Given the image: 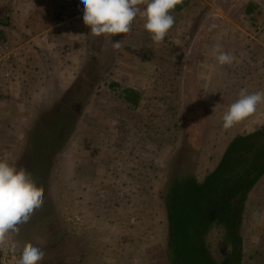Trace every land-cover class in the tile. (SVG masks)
<instances>
[{
  "label": "rangeland",
  "instance_id": "obj_1",
  "mask_svg": "<svg viewBox=\"0 0 264 264\" xmlns=\"http://www.w3.org/2000/svg\"><path fill=\"white\" fill-rule=\"evenodd\" d=\"M183 2L156 43L140 16L126 34L94 37L80 0H0V42L17 48L0 66V158L21 168L28 148L31 178L44 190L43 205L0 245V264H17L29 242L44 251L40 264H172L166 186L184 124L200 132L192 163L198 181L232 139L264 128V103L222 126L241 89L264 91V0ZM216 45L236 57L232 64L216 62ZM49 63L63 69L57 91ZM86 77L92 84L82 103ZM126 87L140 93L135 107L122 98ZM49 94L50 104L43 102ZM75 117L76 133L67 135ZM47 152L53 158L43 178L37 163ZM244 205L239 264H264V174ZM210 236L217 246L216 223Z\"/></svg>",
  "mask_w": 264,
  "mask_h": 264
},
{
  "label": "trees",
  "instance_id": "obj_2",
  "mask_svg": "<svg viewBox=\"0 0 264 264\" xmlns=\"http://www.w3.org/2000/svg\"><path fill=\"white\" fill-rule=\"evenodd\" d=\"M106 65V62L103 66L99 63L97 70L102 72ZM92 69L90 67L87 74ZM86 79L82 80V103L89 97L92 84ZM109 85L111 88L118 86L113 81ZM123 93L127 104L135 107L140 93L128 87ZM43 102L50 104L52 101L44 98ZM73 119L71 129L75 131L69 130L67 135L76 133L78 118ZM192 125L191 122L184 124L182 143L173 157L176 165L166 186L167 256L172 264H239L245 199L252 185L264 174V128L232 139L219 163L203 181H198L192 174V163L200 132L196 128L193 134ZM27 149L17 166L32 173L35 163L30 160ZM52 158L53 153L39 155L37 164L44 173L43 178L46 176L44 163L50 164ZM214 223L219 228V236L217 246L213 247L210 229Z\"/></svg>",
  "mask_w": 264,
  "mask_h": 264
},
{
  "label": "clouds",
  "instance_id": "obj_3",
  "mask_svg": "<svg viewBox=\"0 0 264 264\" xmlns=\"http://www.w3.org/2000/svg\"><path fill=\"white\" fill-rule=\"evenodd\" d=\"M83 5V23L94 37H109L128 33L137 16L144 20L143 27L151 39L160 43L173 27L175 18L170 14L183 0H80ZM211 30V29H209ZM120 41H112L113 49L121 48ZM219 65L232 64L236 57L224 52L220 45L212 48ZM187 57H185L186 59ZM264 103V91L248 93L241 89L239 98L222 116L223 128L228 129L253 114L257 105ZM44 190L38 186L23 167L9 163L7 154L0 158V245L8 233H18V225L27 223L31 215L43 205ZM44 251L32 243H25L17 264H40Z\"/></svg>",
  "mask_w": 264,
  "mask_h": 264
},
{
  "label": "crops",
  "instance_id": "obj_4",
  "mask_svg": "<svg viewBox=\"0 0 264 264\" xmlns=\"http://www.w3.org/2000/svg\"><path fill=\"white\" fill-rule=\"evenodd\" d=\"M22 34H24L23 32H22ZM8 47V46H7ZM19 48H22V47H20V46H18ZM12 48H14V49H17V48H15V47H12V46H9L8 47V55L10 54V52L9 51H11V52H14V50H12ZM39 53V52H38ZM61 55H64V54H61ZM56 59V58H55ZM7 62H9L10 60L8 59V60H6ZM5 61V62H6ZM5 64V63H4ZM3 64V65H4ZM46 70H47V74L49 75V79H50V82L52 83V85L54 86L53 87V90L54 91H57L58 90V83H57V81H58V71H61L62 72V70L63 69H61L60 68V66H55L54 65V63H49V67L48 68H45ZM67 71V69H64V71ZM63 73H65V72H63ZM44 78V83L46 82V79L48 78V77H43ZM52 78H53V81H51L52 80ZM54 82V83H53ZM52 89H49V91H51ZM43 94H45V92H43ZM52 94V93H51ZM51 94H49V95H47V97L45 98V99H50V95ZM57 95V94H56ZM58 96V95H57ZM44 98V97H43Z\"/></svg>",
  "mask_w": 264,
  "mask_h": 264
},
{
  "label": "built area",
  "instance_id": "obj_5",
  "mask_svg": "<svg viewBox=\"0 0 264 264\" xmlns=\"http://www.w3.org/2000/svg\"><path fill=\"white\" fill-rule=\"evenodd\" d=\"M8 47L6 44L0 42V66H2L8 59Z\"/></svg>",
  "mask_w": 264,
  "mask_h": 264
}]
</instances>
